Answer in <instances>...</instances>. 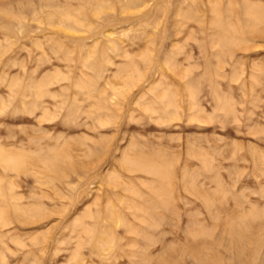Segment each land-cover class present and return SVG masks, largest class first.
<instances>
[{
	"label": "rangeland",
	"instance_id": "374dc122",
	"mask_svg": "<svg viewBox=\"0 0 264 264\" xmlns=\"http://www.w3.org/2000/svg\"><path fill=\"white\" fill-rule=\"evenodd\" d=\"M0 264H264V0H0Z\"/></svg>",
	"mask_w": 264,
	"mask_h": 264
}]
</instances>
